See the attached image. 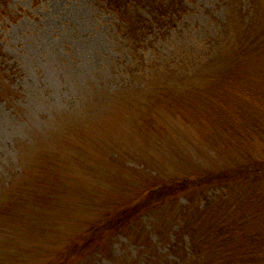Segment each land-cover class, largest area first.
<instances>
[{
	"label": "rangeland",
	"instance_id": "obj_1",
	"mask_svg": "<svg viewBox=\"0 0 264 264\" xmlns=\"http://www.w3.org/2000/svg\"><path fill=\"white\" fill-rule=\"evenodd\" d=\"M251 1L185 0V13L165 22L175 26L171 35L134 46L102 0H0V228L8 230L0 231V255L18 252L8 264H213L224 222L246 233L264 224L254 194L264 177L205 184L121 225L108 220L152 176L264 162L258 144L241 156L229 145L232 135L210 127L211 110L222 105L203 97L209 75L264 30L250 23ZM219 43L220 55L207 58ZM36 184L42 206H17L32 205L25 192ZM188 224L197 227L199 254ZM91 228L98 238L68 253ZM66 250L70 260L61 262Z\"/></svg>",
	"mask_w": 264,
	"mask_h": 264
},
{
	"label": "trees",
	"instance_id": "obj_2",
	"mask_svg": "<svg viewBox=\"0 0 264 264\" xmlns=\"http://www.w3.org/2000/svg\"><path fill=\"white\" fill-rule=\"evenodd\" d=\"M102 1L119 15L121 22L119 24L118 31L122 34L123 38L130 40L132 44L136 43L134 46L143 44L152 40L153 38L165 37L169 34L171 35V31L175 29V26H167V23L165 22L170 20L174 15H177V13H185L186 11L185 0ZM251 6L252 12L249 15L251 16L250 23H253V26L259 24L256 26L259 27L264 23V0H252ZM142 9H146V11L151 16V21H146L143 19V12L140 11ZM252 25H250V28H252ZM255 30H258V28H254V31ZM251 39L252 44L250 46L244 44L241 45L239 48V54L232 60V62L225 68L224 71L218 70L219 74L216 75L220 76L209 75V84L212 87L208 88L203 96L205 101L211 100L213 105H216L217 103L222 105L219 108L214 107L211 110L214 112L211 115L210 122L212 124H210V127L212 125L215 129H220V132H223V136L232 135L229 145L233 146V151L237 152L241 156L248 145L253 146L258 144L262 149L264 148V88L262 91H260L258 88L259 83L261 82L258 80L259 77L262 78L261 83H264V30L256 34ZM221 45L222 43H219L212 50V52L207 55V58L212 60L218 57L220 55ZM250 50H252V52L247 54V52ZM246 54L248 60L244 62L243 59L245 58ZM143 72L146 71L143 70L140 73L142 74ZM238 76L239 79H237ZM240 80L245 82L244 87L240 83ZM220 82H222L224 85L220 87H214V83ZM237 84L239 85L237 86ZM212 90L217 91V93L211 94ZM197 94L198 91L195 93V95ZM224 94L225 97L221 98L220 95ZM205 95L207 96L205 97ZM216 99L220 100L214 101ZM217 108L221 111L220 114L217 113ZM230 114H232L233 117H231ZM209 117L210 115L208 112L203 113V118L207 119L205 121H209ZM247 117H250L253 120L254 125H252V129H250L251 126L245 121V118ZM239 119H241V121ZM207 126L209 127V125ZM255 127L256 129H254ZM220 132L216 133L219 134ZM260 138L262 140L259 142ZM194 171L195 172L193 174H190L187 177L176 176L174 178L167 179L164 177L152 176L148 182L146 191L142 189L135 197L130 198L125 204L118 206V210L114 212L108 220L112 221L116 225H121L124 219L132 220L139 216L138 213L141 212V214H143L150 208L171 205L172 201L178 199L180 195L189 193L190 191L200 188L205 184H211L214 182L231 183L241 180L246 182L249 179L252 180L254 177H260L263 179L264 162L249 160L245 164H240L239 166H234L232 168L220 171ZM32 185L35 186L33 182ZM36 187L37 188L33 190L30 187L29 191H31L25 192L29 193L28 198L30 202H33L32 205L17 206L30 209L40 208L43 202L41 200V195L37 184ZM242 191L247 193L245 189ZM255 193H257V205L259 206V209H264V181L261 186L256 189L254 194ZM254 194L249 197L250 201H253ZM21 199V204H28V202L23 199V197ZM190 202L193 203V200ZM239 208V206H236V209ZM6 210L10 211L8 208ZM208 213L209 212H206L205 214ZM255 215V213L246 214L248 221H250V218H253ZM263 215L264 210L261 212L260 216L262 217ZM33 219L34 216L27 217V221L30 222V224L32 223ZM242 222L245 224V221ZM194 224H188L186 228L189 232H185V234L192 239V242L195 240L194 237L197 233V227ZM258 225L259 226L254 228L253 231L246 233L244 230L247 231V229L245 227H241V225H232L230 228L225 229L227 226H225L224 222L223 227L220 226V229L218 228L220 237L216 238V242L214 244V246L217 247V250L214 251H217V254L221 258H218L213 264L221 262H228L226 264H259L262 260L264 261V235L261 233V231L264 230V224L259 223ZM22 230H25V227ZM22 230L18 229L17 232L19 233ZM0 231L8 232V230L2 228H0ZM177 234L179 237V233ZM97 238L98 229L91 228L88 232L81 236L80 241L76 240L71 243L69 246L70 248L67 249L69 251L68 253L76 251L81 246L84 247L86 243L89 244ZM11 241V239H6V242ZM176 245V243H173L169 247V251H171L173 254H175ZM8 246V244H5L3 245V248ZM191 249L198 254L202 251L200 246L197 245L195 241L191 245ZM1 250L2 249H0V251ZM5 250H7L8 253L6 255H0V264H8V258L16 259L18 257L17 251L15 253H11L7 248H5ZM67 250L58 255L59 259H61V262H69L70 258L67 256ZM211 262L212 261L210 260V263Z\"/></svg>",
	"mask_w": 264,
	"mask_h": 264
}]
</instances>
